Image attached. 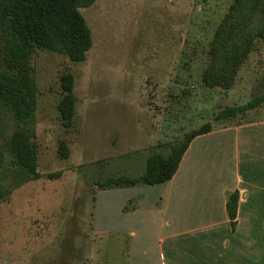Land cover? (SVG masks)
<instances>
[{
	"label": "rangeland",
	"instance_id": "1",
	"mask_svg": "<svg viewBox=\"0 0 264 264\" xmlns=\"http://www.w3.org/2000/svg\"><path fill=\"white\" fill-rule=\"evenodd\" d=\"M232 1L95 0L79 8L92 37L84 61L34 50L31 130L40 177L31 179L6 147L0 188L9 194L0 201V264H129L132 238L120 227L136 226L119 207L134 205L133 190L98 183L140 175L150 153L167 155L173 142L205 123L213 128L264 117L263 102L215 119L224 107L264 91V38L255 41L229 88L201 81L213 33ZM64 72L73 75L76 98L69 127L57 109ZM18 127L0 102V144L7 146ZM61 142L67 158L58 153Z\"/></svg>",
	"mask_w": 264,
	"mask_h": 264
},
{
	"label": "crops",
	"instance_id": "2",
	"mask_svg": "<svg viewBox=\"0 0 264 264\" xmlns=\"http://www.w3.org/2000/svg\"><path fill=\"white\" fill-rule=\"evenodd\" d=\"M123 189L136 198L119 207L136 226L120 227L132 238L129 264H264V117L213 127L190 141L169 180Z\"/></svg>",
	"mask_w": 264,
	"mask_h": 264
},
{
	"label": "trees",
	"instance_id": "3",
	"mask_svg": "<svg viewBox=\"0 0 264 264\" xmlns=\"http://www.w3.org/2000/svg\"><path fill=\"white\" fill-rule=\"evenodd\" d=\"M95 0H0V102L13 115L19 127L14 130L7 146L0 144V166L4 150L9 149L15 164L31 179L37 172V144L31 130L35 116L36 82L29 59L35 49H46L63 54L70 61L81 62L92 45L90 29L79 8ZM264 38V0H233L217 25L208 49V63L201 81L206 87L229 88L256 40ZM62 97L57 109L63 125L69 127L74 116V78L70 72L59 77ZM264 102V91L245 104L224 107L215 119L234 117L254 109ZM212 129L205 123L173 142L167 155L152 152L146 160L145 170L138 176L108 177L98 184L105 188L152 185L169 180L190 141ZM62 158L68 157L66 145H58ZM49 177L58 173L48 174ZM9 190L0 188V201ZM238 202L237 191L226 199V212L231 227H235Z\"/></svg>",
	"mask_w": 264,
	"mask_h": 264
}]
</instances>
